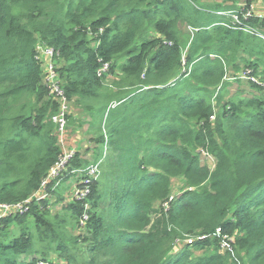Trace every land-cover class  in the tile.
<instances>
[{
    "label": "trees",
    "instance_id": "trees-1",
    "mask_svg": "<svg viewBox=\"0 0 264 264\" xmlns=\"http://www.w3.org/2000/svg\"><path fill=\"white\" fill-rule=\"evenodd\" d=\"M258 1L0 0V204L30 199L62 155L38 43L56 52L70 104L90 126L104 118L109 139L108 156L93 157L104 159L85 230L67 236L34 202L1 220L0 264L52 262L50 252L61 264H264V86L248 80L261 91L252 98L222 94L229 68L264 82V40L218 15ZM247 24L264 36V20ZM105 62L119 78L108 90L96 73ZM175 178L188 190L165 210ZM83 205L64 206L67 224L77 226ZM216 229L237 234L231 250H219Z\"/></svg>",
    "mask_w": 264,
    "mask_h": 264
},
{
    "label": "built area",
    "instance_id": "built-area-1",
    "mask_svg": "<svg viewBox=\"0 0 264 264\" xmlns=\"http://www.w3.org/2000/svg\"><path fill=\"white\" fill-rule=\"evenodd\" d=\"M218 15L229 18L232 26L240 25V30L243 32L257 35L264 40V36L258 33V28L249 26L247 24L253 17H256L259 22L264 20V16L261 14H255L251 7L250 9L243 11L241 15L235 13H218ZM36 52L37 58L41 63L43 83L49 92V100L55 108V112L51 115L50 120L54 125V134L57 137V142L59 143V140L64 139L68 129V119L71 114V104L62 88L60 75L57 71L58 65L55 57L57 56L56 52L41 43L36 45ZM109 68V63H101V66L96 72L97 76L100 78L107 77ZM240 78L246 79L247 81L250 80L255 84H259L255 76L251 75L250 72H245L244 75H240ZM224 80L229 81L230 79L226 77ZM76 159V151L74 149L62 151V155L59 156L57 162L41 181L39 190L30 199L24 201L23 203L14 205L0 204V222L5 217L23 216L27 214L34 202H44L50 194H54L56 189L61 186L62 180L69 181L70 179H74L72 182H75L76 184L71 191L70 199L71 202H82L84 204L83 206L85 212L77 222V228L84 231L86 222L88 220V214L86 213V210L89 208L86 198L90 193L92 183L99 178L101 159L98 161H93V159H90L84 167H73V162ZM173 199L174 196L171 195L162 207L167 210L169 204L173 202ZM215 235L219 238L218 246L221 252L231 250L232 245L237 238V234H223L221 229H216ZM191 242L192 239L186 238L185 240L177 241L175 245L180 246L181 244ZM36 264L57 263L39 260Z\"/></svg>",
    "mask_w": 264,
    "mask_h": 264
},
{
    "label": "rangeland",
    "instance_id": "rangeland-1",
    "mask_svg": "<svg viewBox=\"0 0 264 264\" xmlns=\"http://www.w3.org/2000/svg\"><path fill=\"white\" fill-rule=\"evenodd\" d=\"M259 1H260L259 4L255 2L252 5L251 9H253L255 14H259V15L261 14L262 16H264V0H259ZM200 2H202L203 4H208V3H212L213 0H200ZM181 34H182L183 39H187L190 35L192 36V31L188 27L187 28L182 27ZM58 65H61V62H58ZM244 74L245 72L242 69H240L238 72L233 71V69L231 68L228 69L227 78L230 80L227 81L228 85L224 88L222 92V94L224 95L223 102L228 101L230 99L252 98L253 96L261 95V91L254 92V91L249 90V84L247 80L240 78V75H244ZM115 76L116 75H108L103 80L105 89L107 90L111 89L112 86H114V83H116L119 80V78H116ZM255 78L257 79V81L260 83L261 86H264V82L261 81L260 79L261 77H255ZM112 90L115 91V88ZM70 112L71 114L69 116V121H68L69 125L66 131V135L64 139L59 140V143L57 142L61 151H68L70 149L75 150V148H77L78 150V147H74V146H73L74 148L69 147L68 140L70 139V137L73 139V136L76 135L77 132L81 133V136H82L83 135L82 133L84 134L85 132L92 133L94 131L95 136L97 138L101 137L102 143L96 144L94 141H91L90 139H88L91 142L89 145H88L89 142H87V145L90 146V150H92V155H90L91 158L89 156L87 157H83L84 155L81 156L78 151H76V158L89 161L90 159H93L94 156H97V158L108 156L109 139H108L107 131L105 130V123H104L105 119L103 118V122L97 121L94 125L90 126L92 123H91V119L89 120L88 118L89 117L88 113L82 111L80 108H76L73 104H71ZM84 125H87V127H85ZM101 129H102V132H101ZM82 138L87 139V136H84ZM96 148L101 149V152H102L101 156L93 154V153H96L95 152L97 150ZM103 159L104 158H102V160ZM200 159L204 165L209 167L210 170L214 169L215 161L211 156H208L205 153H201ZM72 181H74V179H70L69 181L62 180L61 186L56 189L55 193L50 194L49 197L45 199L44 201L45 206H43L42 204H39L40 210L47 212V214H44V213L43 214L46 215V218L48 220H50L51 222H65L66 223V226H65L66 229L64 230V232L66 233L67 236H70V237L74 236L75 234H78L76 224H71V225L67 224L68 222H71L70 213L66 212L67 210L64 208V206H67L71 203V199H70L71 191L76 184L75 182H72ZM171 190H172V196H175L177 194H181L187 191L188 189L186 188V183L183 179L175 178L172 180ZM29 228L33 230V224H31L30 222H29ZM13 229L14 228H11V230ZM14 231L17 232V230H14ZM34 244L35 245L33 248L37 251L42 246L40 242H35ZM201 254L202 252L196 251L194 252L193 255L199 256ZM34 255H36V259L41 258L40 251H38V254H34ZM49 256H50L49 259L52 262L61 264L60 263L61 260L56 256V254H54L53 252H50ZM21 261H28V260L24 256H22Z\"/></svg>",
    "mask_w": 264,
    "mask_h": 264
},
{
    "label": "crops",
    "instance_id": "crops-1",
    "mask_svg": "<svg viewBox=\"0 0 264 264\" xmlns=\"http://www.w3.org/2000/svg\"><path fill=\"white\" fill-rule=\"evenodd\" d=\"M259 2L260 1H258L257 3L259 4ZM256 3V4H257ZM89 118V120H90V116L88 117ZM85 127H87V125H84ZM90 128V127H89ZM85 129V128H84ZM78 130V129H77ZM91 130V129H90ZM79 131V130H78ZM83 135L81 136V133H78L77 132V134L76 135H74L73 136V139L70 137V139L68 140V142H69V147H78V150H77V148H75V151H78L79 153H80V155L81 156H83V157H87V156H89L90 157V155H92V150H90V146H88L91 142H90V140L92 141V138L91 137H93V135L92 134H94V133H87V132H85V134L84 133H82ZM84 136H87V139L86 138H82V137H84ZM88 139H90V140H88ZM75 141V142H74ZM87 142H89L88 143V145H87ZM73 147V148H74ZM96 153L98 152V153H100L101 152V149H99L98 151L96 150L95 151ZM96 153H93V154H96ZM91 158V157H90ZM102 160V159H101Z\"/></svg>",
    "mask_w": 264,
    "mask_h": 264
}]
</instances>
